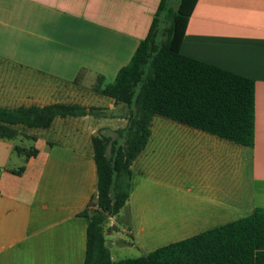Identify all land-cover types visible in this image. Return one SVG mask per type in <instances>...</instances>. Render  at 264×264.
<instances>
[{"label": "crops", "instance_id": "obj_1", "mask_svg": "<svg viewBox=\"0 0 264 264\" xmlns=\"http://www.w3.org/2000/svg\"><path fill=\"white\" fill-rule=\"evenodd\" d=\"M159 2L0 0V108L94 110L55 118L48 129L15 127V139L33 148L0 141V264H84L88 223L78 214L96 192L92 138H115L127 124L126 107L105 97L98 106L103 99L92 87L99 77L102 86L112 83L129 63ZM180 51L254 81L253 146L154 116L130 166L129 199L118 214L127 218L122 227L108 219L106 247L132 245L113 240L121 230L134 243L146 231L152 242L156 230L165 246L264 209V0H198ZM28 130L52 132L53 141Z\"/></svg>", "mask_w": 264, "mask_h": 264}, {"label": "trees", "instance_id": "obj_2", "mask_svg": "<svg viewBox=\"0 0 264 264\" xmlns=\"http://www.w3.org/2000/svg\"><path fill=\"white\" fill-rule=\"evenodd\" d=\"M198 0H160L146 37L114 81L92 90L127 109V124L115 138H92L96 192L78 214L87 219L84 264H264V209L140 257L112 261L105 225L129 199L130 166L149 139L154 116L251 148L254 141V81L181 53L188 20ZM85 73L80 70L76 83ZM92 108L53 104L0 108V141L15 129H48L55 118L93 114ZM35 150L27 157L34 156ZM20 168L17 174H20Z\"/></svg>", "mask_w": 264, "mask_h": 264}, {"label": "rangeland", "instance_id": "obj_3", "mask_svg": "<svg viewBox=\"0 0 264 264\" xmlns=\"http://www.w3.org/2000/svg\"><path fill=\"white\" fill-rule=\"evenodd\" d=\"M172 1H176V0H172ZM94 80H90V79H86L85 80V86L89 87V84H91ZM89 83V84H88ZM94 85V84H93ZM101 98V100L103 99V104H98V106L101 105H105L106 99L104 97H99ZM91 103L97 104L98 102H94L92 101ZM102 107V106H101ZM105 107V106H103ZM104 113H109L108 110H106L105 108L102 110ZM94 115V114H93ZM91 118V117H90ZM99 122H102V120H98ZM98 121H96V118H91V122L93 123H97ZM29 133L31 134H35L38 135L39 138L41 139H47L48 141H53V135L52 132L51 133H47L43 130H28ZM14 144L18 147L21 148H25V149H29V148H33V143L28 140V139H15L13 140ZM35 147V146H34ZM16 155H14L13 158H15ZM14 161H17V159H13ZM21 162L18 164L20 165ZM178 173L182 172L184 174L188 173V170L186 169V167H181L179 171H177ZM187 176L188 175H184V177H180L179 180H185V182L187 181ZM116 219L117 222L116 224L121 226V221L126 220L127 215L126 213H121V215H116ZM107 224V223H106ZM122 232H120L119 234H114V241H117L118 239L126 241V242H130L132 245H117V244H112L111 246L108 244L107 248L110 251L111 257H112V261L116 262V261H120V260H124V259H130V258H136V257H140V256H144L152 251H154V249L164 245L167 243L168 240H164L161 236L160 233H156V230H154V240L152 242H148L147 241V233L148 231H146V233H141L139 236H137L136 240L137 243L133 242V239L127 235L125 232H123V230H121ZM174 239H179L180 237H189V236H174ZM104 238L106 239V234L104 235Z\"/></svg>", "mask_w": 264, "mask_h": 264}]
</instances>
